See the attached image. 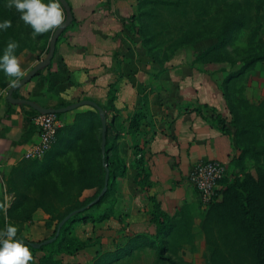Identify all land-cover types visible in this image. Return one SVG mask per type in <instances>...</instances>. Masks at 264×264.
I'll use <instances>...</instances> for the list:
<instances>
[{
    "label": "crops",
    "instance_id": "1",
    "mask_svg": "<svg viewBox=\"0 0 264 264\" xmlns=\"http://www.w3.org/2000/svg\"><path fill=\"white\" fill-rule=\"evenodd\" d=\"M68 2L73 23L60 36L51 65L21 95L49 108L91 100L105 110L116 166L114 206L106 201L99 209L114 208V216L100 224L103 248L111 250L125 235L155 233L154 214L167 216L173 226L176 218L200 208L190 171L201 161L229 167L236 160L232 114L225 92L193 59H156L140 43L139 0ZM41 59L36 56L23 76ZM30 108L0 101V167L6 170L26 159L42 161L57 145H72L83 128L101 136L99 110L84 105L60 116L56 143L34 156L41 135L36 127L26 137L33 124L25 115ZM219 116L226 118V129ZM79 257L72 261L81 262Z\"/></svg>",
    "mask_w": 264,
    "mask_h": 264
},
{
    "label": "rangeland",
    "instance_id": "2",
    "mask_svg": "<svg viewBox=\"0 0 264 264\" xmlns=\"http://www.w3.org/2000/svg\"><path fill=\"white\" fill-rule=\"evenodd\" d=\"M19 15L0 0V21L12 22L0 32V55L9 41L19 44L15 55L22 75L17 82L36 56L47 57L56 30L33 38ZM138 29L140 43L156 59H193L217 82L229 99L238 153L220 182L224 193L212 205L202 202L204 210L200 206L176 218L162 255L159 242L122 253L110 264H264V241L240 207L249 193L264 228V0H139ZM11 79L0 72V101L7 98ZM59 147L42 161L26 159L10 170L0 167V229L15 225L17 239L38 244L54 238L61 219L103 190L99 162L91 161L102 147L100 133L89 131L84 139ZM77 233L86 236L80 227ZM110 248L115 250L116 242ZM92 251L80 255L83 264H90Z\"/></svg>",
    "mask_w": 264,
    "mask_h": 264
},
{
    "label": "trees",
    "instance_id": "3",
    "mask_svg": "<svg viewBox=\"0 0 264 264\" xmlns=\"http://www.w3.org/2000/svg\"><path fill=\"white\" fill-rule=\"evenodd\" d=\"M139 30V29H138ZM42 71H40L37 75H40ZM23 76L21 79H23ZM15 98H24L21 95V88L15 91ZM36 110L30 108V111H26L25 115L31 120L38 114ZM59 116L62 113L58 114ZM99 116V115H98ZM100 118V117H99ZM218 123L224 129L227 126L226 118L219 116ZM100 126L102 127V121L100 118ZM109 127L110 123L108 122V143H107V151L106 155L103 156L102 147L98 149V157L95 159H91V161H98L100 170L102 171V189L105 186V177H106V167L104 165V160L110 169V183L109 188L104 195V197L97 203L92 206H88L91 201L85 205L87 207L83 212H79L73 215L61 228L59 236L49 244H43L40 248H34L30 241L25 240V245L29 248L30 252H33V256L37 253L41 252L40 256H35L30 261V264H83L82 262H74L75 258L81 255L82 253L87 252L91 248H94V254H92V259L90 264H110L113 263L115 259L121 258L122 253L128 254L129 252L134 251L138 247L143 245L156 246L161 242L160 247L158 248V252L162 255L165 251L164 240L167 236H170L169 233L173 230L174 225L172 226L170 219L162 214H154L151 222L156 225L155 233L144 232V233H135L133 237L129 235L123 236L124 240L120 242L116 241L115 250H109L103 248V233L100 232V224L105 220H109L114 216V208H108L105 210H100L101 205L109 201L111 205L114 206V199L112 198L114 194V183H115V158L109 155V151L112 148L109 144ZM233 122L230 124V130L232 131ZM37 128L34 124L31 125V129L26 134V137L30 138L34 135ZM89 129H82V132L79 134V138H76V141L84 139L86 135L89 133ZM59 135V131L57 136ZM77 136V134H76ZM102 139V132H101ZM75 140L73 142H75ZM60 143V141H59ZM58 143V144H59ZM73 144V143H72ZM91 149V145H89ZM87 149V150H88ZM86 150V152H87ZM61 152V150H58ZM90 151H94L91 149ZM89 152V150H88ZM90 153V152H89ZM91 154V153H90ZM29 174L27 173L26 176ZM231 187L239 189V185H232ZM230 187V188H231ZM225 191V190H224ZM223 189H219L218 195L224 193ZM100 194V193H99ZM213 203H215L213 201ZM213 203L209 204L212 205ZM240 207L243 213L246 215L248 225L256 231V234L262 241H264V228L258 221V217L255 209L250 205V195L248 193L247 197L240 199ZM62 220V219H61ZM61 220L56 224L54 233L50 237H54L56 235L58 225ZM89 224L91 226H89ZM82 229L84 238L80 237L77 233L78 228ZM166 235V236H165ZM40 243H43L41 241ZM72 259L74 261H72ZM174 264V263H173Z\"/></svg>",
    "mask_w": 264,
    "mask_h": 264
},
{
    "label": "clouds",
    "instance_id": "4",
    "mask_svg": "<svg viewBox=\"0 0 264 264\" xmlns=\"http://www.w3.org/2000/svg\"><path fill=\"white\" fill-rule=\"evenodd\" d=\"M7 7L14 8L20 14L19 19L31 27L33 38L57 28L64 21L60 0H48L47 3L44 0H7ZM11 27L10 20L0 21V32ZM18 47L17 42L9 41L0 55V72L13 78V86L17 83L15 78L22 75L21 65L15 55ZM17 232L18 228L13 224H6L0 229V264H29L32 260V253L24 240L16 238Z\"/></svg>",
    "mask_w": 264,
    "mask_h": 264
},
{
    "label": "water",
    "instance_id": "5",
    "mask_svg": "<svg viewBox=\"0 0 264 264\" xmlns=\"http://www.w3.org/2000/svg\"><path fill=\"white\" fill-rule=\"evenodd\" d=\"M61 5L65 8L66 12H67V17L66 19L63 21L62 25L58 26L56 28V30L54 31L53 36L51 37L50 40V47H49V52L48 55L45 59H43L42 61H40L37 65H35V67L27 74L25 75V77L23 79H21L19 82H17L14 86H12L9 91H8V96L7 99L10 103L12 104H16V105H28L31 108H33L34 110H36L39 113H44V114H49V113H66L72 110H75L81 106L84 105H90L93 107H96L101 115L102 118V153L103 156L106 155V151H107V143H108V119L105 113V110L100 107L97 103H95L94 101L91 100H83L74 104H71L69 106L66 107H62V108H49V107H44L41 106L39 104H37L35 101L27 99V98H15L14 97V93L15 91H17L18 89L22 88L23 86H25L26 84H28L34 77L37 76V74L46 69L48 66L51 65L52 60L55 56L56 53V47H57V42L60 38V36L67 30V28L69 26H71V24L74 21V15H73V11L72 8L68 2V0H60ZM104 165L106 167V177H105V186L102 190V192L100 193V195L94 200L92 201L88 206H92L94 204H97L106 194L108 188H109V183H110V169L108 167V165L106 164L105 160H104ZM87 207H83L81 209H78L72 213H70L69 215H67L58 225V229L56 232V235L54 238L52 239H48L46 241H43V243H32V246L34 248H40L43 244H49L51 242H53L60 234L61 228L63 227V225L75 214L79 213V212H83Z\"/></svg>",
    "mask_w": 264,
    "mask_h": 264
},
{
    "label": "built area",
    "instance_id": "6",
    "mask_svg": "<svg viewBox=\"0 0 264 264\" xmlns=\"http://www.w3.org/2000/svg\"><path fill=\"white\" fill-rule=\"evenodd\" d=\"M32 120L41 135L40 143L34 148L32 155L41 157L57 141L60 116L57 113H38ZM227 167L225 163L216 160L201 161L192 167L189 180L199 192L203 204L209 205L215 201Z\"/></svg>",
    "mask_w": 264,
    "mask_h": 264
}]
</instances>
